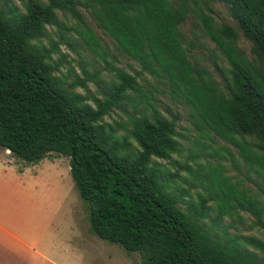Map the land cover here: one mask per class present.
Wrapping results in <instances>:
<instances>
[{
	"label": "trees",
	"instance_id": "trees-1",
	"mask_svg": "<svg viewBox=\"0 0 264 264\" xmlns=\"http://www.w3.org/2000/svg\"><path fill=\"white\" fill-rule=\"evenodd\" d=\"M221 1L251 42L249 57L236 46V31L214 27L199 12L205 33L228 65L224 88L210 71L191 60L180 25L198 2ZM0 3V146L25 164L50 153L69 157L79 197L87 203L91 233L127 252L139 264H264V241L254 235L221 236L214 226L242 223L264 229L262 197L246 195L217 168L202 177L207 196L187 208L172 190L174 174L158 159L179 152L176 119L150 101L128 114L126 127L104 120L122 102L143 98L136 76L116 68L102 98L76 90L86 79L68 81L43 38L62 16L94 52L100 43L79 6L115 46L143 72L160 79L170 95L192 109L198 123L239 149L264 180V0H22ZM145 99V98H144ZM149 103L151 110L146 109ZM123 129L124 131H119ZM215 212L213 216L211 212ZM210 220V222H209ZM211 227V228H210Z\"/></svg>",
	"mask_w": 264,
	"mask_h": 264
},
{
	"label": "rangeland",
	"instance_id": "rangeland-1",
	"mask_svg": "<svg viewBox=\"0 0 264 264\" xmlns=\"http://www.w3.org/2000/svg\"><path fill=\"white\" fill-rule=\"evenodd\" d=\"M7 1L22 5V0ZM198 5L180 25L183 42L192 62L206 67L223 89L222 69L228 65L218 56L215 42L205 33L199 12L207 14L214 27H221L223 23L232 27L237 33L236 46L249 57L252 44L230 15L226 3L198 2ZM79 9L100 43L97 52L89 49L75 30L76 20L60 13V25L47 27L48 36L43 38V43L48 49H51L50 40L57 43V49H51L52 59L68 81L86 79V88L79 86L76 90L88 95L92 104V97L102 98V90L107 91V83L114 77L116 68L136 76L143 98L122 102L120 109H113L104 117L105 121L125 128L128 114L143 106L146 100L150 101L151 108L176 119L179 152L171 160L158 161L175 175L171 186L180 205L187 208L198 201L199 195L207 196L197 176L202 177L212 168L219 169L246 195L255 193L261 198L264 180L241 157L239 149L198 123L189 105L172 97L160 79L143 72L136 61L97 27L87 10L80 6ZM151 108L148 103L147 111ZM239 212L244 221L234 223L237 229L228 224L229 217H224L225 225L216 224L213 234L221 236L226 227L230 234L254 235L264 241V229L252 227V216L243 210ZM211 214L214 216L215 212ZM139 260L138 253L127 252L119 244L91 233L87 203L75 189L68 156L50 153L38 163L25 164L0 146V264H139Z\"/></svg>",
	"mask_w": 264,
	"mask_h": 264
},
{
	"label": "crops",
	"instance_id": "crops-1",
	"mask_svg": "<svg viewBox=\"0 0 264 264\" xmlns=\"http://www.w3.org/2000/svg\"><path fill=\"white\" fill-rule=\"evenodd\" d=\"M8 152H10L8 149H6ZM44 159V158H43ZM41 161V160H40ZM38 163V162H37Z\"/></svg>",
	"mask_w": 264,
	"mask_h": 264
}]
</instances>
